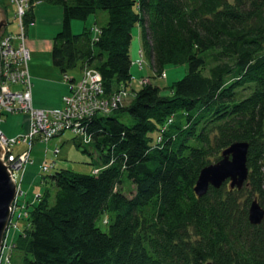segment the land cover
<instances>
[{"label": "trees", "instance_id": "obj_1", "mask_svg": "<svg viewBox=\"0 0 264 264\" xmlns=\"http://www.w3.org/2000/svg\"><path fill=\"white\" fill-rule=\"evenodd\" d=\"M36 1L28 0L25 26ZM45 1L63 7L51 50L61 72L92 66L104 95H134L85 121L89 141L73 138L95 169L42 175L52 188L14 240L20 264H264V218H248L251 200L264 204V0ZM98 10L107 15L95 36L87 27L74 33L72 20ZM135 26L154 75L186 64L183 77L166 87L150 76L136 82ZM2 65L0 55V84ZM238 140L248 142L244 184L198 196L201 168Z\"/></svg>", "mask_w": 264, "mask_h": 264}, {"label": "built area", "instance_id": "obj_2", "mask_svg": "<svg viewBox=\"0 0 264 264\" xmlns=\"http://www.w3.org/2000/svg\"><path fill=\"white\" fill-rule=\"evenodd\" d=\"M17 5L14 14L16 29L7 31L5 37H0V55L4 80L0 84V115L2 113L25 112L29 116V132L17 136H8L0 129V147L4 151V161L16 182V196L12 205V214L16 205L20 203L19 197L24 194L21 181L25 167L32 161L30 153L35 141H48L54 136L65 131H71L81 141L91 139L85 127V121L95 114L110 112L123 102L127 88L115 91L111 96L104 95L101 75L95 68L82 67L80 78L71 77L64 72L63 79L69 81V92L63 95L61 108H36L32 105L31 77L28 72L27 62L29 50L26 46V26L23 16L28 9V0H12ZM140 55H142L140 53ZM143 60H138L141 67ZM146 76L140 77L137 82H146ZM20 84L21 87L13 89L11 84ZM24 144L26 148L18 153L14 152L15 145ZM60 148L54 147L53 152L59 153ZM53 162L42 163L41 171H47ZM20 171L17 179L15 172ZM10 217L8 227L12 222ZM8 229V228H7ZM7 231V230H6ZM6 233L0 251V263L6 243ZM5 264H9L8 261Z\"/></svg>", "mask_w": 264, "mask_h": 264}, {"label": "rangeland", "instance_id": "obj_3", "mask_svg": "<svg viewBox=\"0 0 264 264\" xmlns=\"http://www.w3.org/2000/svg\"><path fill=\"white\" fill-rule=\"evenodd\" d=\"M40 1H43L47 5H51V7L58 6L62 9V12H63V7L60 4L56 5V4L47 2L45 0H40ZM0 6L2 8L6 6V10H7L6 18L8 20L14 19L13 12L15 11L16 13L17 11V5L15 2H13L12 0H0ZM4 11H5V8H4ZM103 13L104 15H107L104 10H98V12L96 13L89 14L85 20L75 19L74 21H76V23L80 25L79 31L83 30L84 27L92 28V35L95 36L97 34L96 33L97 27L100 25V23L104 22L102 21V19L104 20L105 18V16H103ZM45 27L47 26L46 25L43 26V28ZM139 29L140 30H138L137 26H135L133 29V38L130 43L129 53L131 55L132 60L137 59L135 60L136 62H138V60L140 59L141 61L143 60V63H142L143 65L141 67L139 66V68L141 69L140 72L144 75L150 76V80L153 83L161 87L169 86L173 81L183 77L184 74L187 72L186 64H166L162 75L160 76L154 75V72L152 68L150 67V60L146 52L145 43L143 41V32L140 27ZM10 30H17L15 23L11 26ZM7 31H8V27L5 26V30H4L2 37H5L7 35ZM26 42H27V37H26ZM140 53L142 55H140ZM30 58L31 57L29 56V59H27L28 60L27 64L29 68H30V65L32 64L30 63L31 62ZM85 67L94 68L92 66H86V65ZM70 71H73L77 75V79L80 78L81 74H80L79 68H74ZM61 74L63 73H60V77H61ZM140 77H143V75L136 77L135 79L136 82L137 80H139ZM62 80H63V75H62ZM11 87L13 89H17V88H20L21 85L12 83ZM51 87H49L48 94H51V95L56 94V93H53L54 89ZM165 90L166 89H163V91ZM133 95H134V90L132 88H127L126 94L123 97L124 101L125 100L127 101L128 99H130ZM50 101L56 102V105L51 106V107L61 108L63 106L61 99L59 97L56 98V95L51 96ZM45 108H48V107H45ZM118 115H119V119H121L122 121L127 122V123L132 122V117L127 112L122 111V112H119ZM0 127L3 129H9L13 134H15L12 136L27 134L29 132V116L25 112H14V113L4 112L0 115ZM6 133L8 134V132ZM9 136L11 135L9 134ZM74 137L75 135L71 131H65L64 133L60 135L54 136L48 141L38 140L34 142L33 148L30 153V158H33V161L29 162L27 169L22 177V181H21V188L24 194L19 197L20 203H18L19 205L18 206L16 205V208H14L13 214L11 213V217L13 215V218H12L10 227H7L8 229L6 231V240H5L6 243H5V247L3 250L2 261L0 264H5L6 261H8L9 264H20V260L22 256H21V253L16 251L15 248L13 247L14 240L16 239L21 228L24 226V224H26L28 210L30 209L31 204L38 199V197L40 196L39 194L42 193L46 189V187L52 188L49 182L41 181V179H44L42 178V175H45V174L48 175L55 171L56 168H54V162L56 164L60 162L61 165L67 168H70L72 170H75V171H80V172H88V171H91V169H95V168H92L93 164L91 163V160H93V158L87 152H84L81 147L78 148L76 146V143L73 139ZM78 138H76V140H78ZM56 146L60 148V151L57 154L53 152V149ZM25 148H26V145L24 144L15 145L14 152L15 153L21 152ZM93 155L94 156L97 155L95 151ZM51 161H54L53 166L49 168L47 171H41V164L42 163L49 164ZM60 164L57 166H60ZM15 176L18 179L20 176V171L15 172ZM129 183L130 181L127 178H125V192L128 194H129V189H130ZM100 225L103 229H106V226H107L106 224L100 222Z\"/></svg>", "mask_w": 264, "mask_h": 264}, {"label": "crops", "instance_id": "obj_4", "mask_svg": "<svg viewBox=\"0 0 264 264\" xmlns=\"http://www.w3.org/2000/svg\"><path fill=\"white\" fill-rule=\"evenodd\" d=\"M5 7L6 6H4V8ZM5 12L7 16L6 8H5ZM32 12L34 15V21L28 24V26H26V37L28 44L25 39L26 42L25 44L29 50V56L31 57L30 63H32L30 65V68L28 67L27 64L28 72L32 82L31 85L32 105L33 106L35 105L36 108H43V109L54 108L51 106H55L56 102L50 101V97L56 95V98L59 97L63 103V98H62L63 95L69 92V81H66L64 79L62 80V74L60 77V73H64V72H61L59 67L53 63L52 55H51L52 44H53L52 40L53 37L55 36L54 34L57 33L61 28L63 12L60 7L58 6L51 7V5H47L43 1H36L33 4ZM14 14L15 11L13 12V15ZM14 20L15 19L12 20L7 19L8 23L6 24V26L8 27L9 31H14V30H10L11 26L15 23ZM74 20H72L71 22L72 30L74 32H80L79 31L80 25L76 23V21ZM45 25L47 27L43 28V26ZM137 28L138 30H140L139 26H137ZM135 60L134 59L132 60V64L130 67V72L132 73V76L135 78L142 75L147 76L140 72L141 69L139 68V64ZM76 68H79L81 74V68L80 67H76ZM66 73L71 75V77L77 78V75L73 71H67ZM49 87L53 88L54 89L53 93L56 94L53 95L48 94ZM0 129L3 132L5 131L8 132V134L5 132V134L8 136L9 134L11 136L15 135L9 129H3L1 127ZM59 164L60 162L57 164L54 162V168L63 166L61 164L60 166H57ZM27 166L28 164L25 167V171L27 169Z\"/></svg>", "mask_w": 264, "mask_h": 264}, {"label": "water", "instance_id": "obj_5", "mask_svg": "<svg viewBox=\"0 0 264 264\" xmlns=\"http://www.w3.org/2000/svg\"><path fill=\"white\" fill-rule=\"evenodd\" d=\"M7 24L6 13L0 6V36ZM248 142L238 140L230 143L221 152L220 157L203 166L197 177L194 191L198 196L206 193L209 186L220 187L228 181L231 187L241 188L248 177L247 166ZM16 196V182L4 161V151L0 147V251L12 213ZM249 221L258 224L264 218V204L256 198L251 200L248 209ZM205 264H214L207 261Z\"/></svg>", "mask_w": 264, "mask_h": 264}, {"label": "flooded vegetation", "instance_id": "obj_6", "mask_svg": "<svg viewBox=\"0 0 264 264\" xmlns=\"http://www.w3.org/2000/svg\"><path fill=\"white\" fill-rule=\"evenodd\" d=\"M3 35V34H2ZM2 35L0 37H2Z\"/></svg>", "mask_w": 264, "mask_h": 264}]
</instances>
